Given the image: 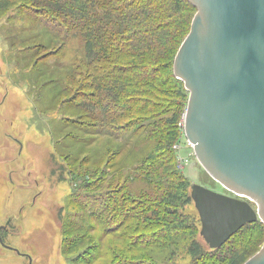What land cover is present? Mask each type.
<instances>
[{
  "label": "trees",
  "instance_id": "16d2710c",
  "mask_svg": "<svg viewBox=\"0 0 264 264\" xmlns=\"http://www.w3.org/2000/svg\"><path fill=\"white\" fill-rule=\"evenodd\" d=\"M15 1L37 16L24 19L53 23L62 43L75 37L83 46L78 68L48 81L57 89L52 99L67 95L60 120L77 132L54 147L64 168L88 178L59 210L61 254L71 264L99 258L101 264H242L261 245L264 224L248 223L209 248L199 238L196 210L187 211L191 183L177 162L188 92L173 74V60L194 6L188 0H0V9Z\"/></svg>",
  "mask_w": 264,
  "mask_h": 264
},
{
  "label": "water",
  "instance_id": "95a60500",
  "mask_svg": "<svg viewBox=\"0 0 264 264\" xmlns=\"http://www.w3.org/2000/svg\"><path fill=\"white\" fill-rule=\"evenodd\" d=\"M188 1L196 11L173 60L188 92L183 134L231 194L190 185L199 234L214 249L244 225L264 224V0ZM243 264H264V242Z\"/></svg>",
  "mask_w": 264,
  "mask_h": 264
},
{
  "label": "rangeland",
  "instance_id": "374dc122",
  "mask_svg": "<svg viewBox=\"0 0 264 264\" xmlns=\"http://www.w3.org/2000/svg\"><path fill=\"white\" fill-rule=\"evenodd\" d=\"M18 4L0 9V264H71L60 252L59 210L72 189L88 178L77 179V168H64L54 147L60 139L71 142L64 136L77 132L60 120L67 113L59 107L67 95L52 99L57 89L48 81L76 70L83 46L75 37L62 43L53 23L24 19L37 16L21 11ZM177 148L179 169L190 183L231 195L203 170L184 134ZM193 208L191 203L187 211ZM260 241L243 256L245 261L258 252L264 237Z\"/></svg>",
  "mask_w": 264,
  "mask_h": 264
},
{
  "label": "built area",
  "instance_id": "2783aa9c",
  "mask_svg": "<svg viewBox=\"0 0 264 264\" xmlns=\"http://www.w3.org/2000/svg\"><path fill=\"white\" fill-rule=\"evenodd\" d=\"M177 146H178V144H176V148H177ZM177 149H178V148H177ZM179 161H180V158L177 157L178 167L181 168L180 165H179V164H180Z\"/></svg>",
  "mask_w": 264,
  "mask_h": 264
}]
</instances>
